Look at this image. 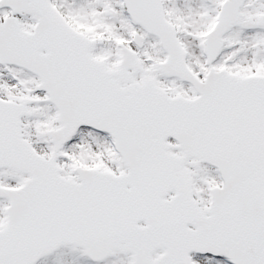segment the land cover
<instances>
[{
    "label": "snow or ice",
    "instance_id": "snow-or-ice-1",
    "mask_svg": "<svg viewBox=\"0 0 264 264\" xmlns=\"http://www.w3.org/2000/svg\"><path fill=\"white\" fill-rule=\"evenodd\" d=\"M0 264H264V0H0Z\"/></svg>",
    "mask_w": 264,
    "mask_h": 264
}]
</instances>
